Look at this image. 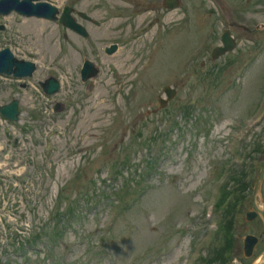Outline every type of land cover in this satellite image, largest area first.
Wrapping results in <instances>:
<instances>
[{"label":"rangeland","instance_id":"1","mask_svg":"<svg viewBox=\"0 0 264 264\" xmlns=\"http://www.w3.org/2000/svg\"><path fill=\"white\" fill-rule=\"evenodd\" d=\"M59 1L52 0L60 5L61 0ZM102 1L93 0L96 9L94 13L98 15L108 10ZM186 2L189 6L203 4V0ZM198 11L191 16L198 13L197 17H200L202 9L199 8ZM172 13L174 21L170 24L171 27L166 28L160 35L162 37L158 41L155 40V44L153 36L150 41L147 38L133 41L135 25L130 31L127 27L117 28L113 30L114 33L105 31L104 26L97 30L91 28L93 36L89 42L68 33L66 39L69 42L62 43L59 36L60 28L53 22L45 21L40 31L27 32L32 30V27L22 23L23 18L13 15L4 16V19L0 17V27L3 28L0 29V48L8 46L20 58L25 57L22 52H37L46 68L51 64L61 63L59 57L61 52L66 54L72 52L76 56L75 62H66L64 56L62 60L64 59V69L74 72L79 58L78 54L70 49L71 46L81 48L83 52L92 50V54H95V47L100 50L102 45L114 41H118L122 48L118 56L106 58L108 67H99V74L86 84L78 81L77 76L71 75L72 84L69 85V81L65 82L66 86L50 98H44L35 85L50 76L56 77V69L48 71L38 68L29 81L27 79L18 81L12 76H0V105L17 98L22 111L21 124L17 126L22 128H18L19 131L11 130L7 135L2 134L4 137L8 136L9 141L3 144L6 148L1 153L6 154L8 145L12 151L15 150L11 157L0 156L2 163L0 168L3 171L0 174L4 178L2 181L0 179V209L6 204L5 214L2 215H8L5 221L2 217L0 228L9 224L12 227L11 232L14 230L15 234L20 232L17 224L20 221L31 226L36 224L42 226L50 219L59 188L69 186L67 193L72 196L83 181L94 182L90 183L92 202L85 199L79 201L72 223L54 245L55 264H185L189 258L188 242L191 235L188 236L186 228L190 227L192 217L196 218L197 223L202 219L200 201L202 188L198 180L204 173L205 160L211 153L217 154L221 151V148L218 149V146L220 147L218 140L227 132L225 125H229L233 118L239 115L244 116L252 102L257 100L260 88L264 84V53L262 46V54L256 62V73L253 77H244L245 83L242 85L226 87L225 81L228 78L226 76L224 81L223 78L220 80V85L224 82L222 89L212 92L209 90V94L202 95L199 85L204 81L199 79L203 77L197 76L196 73L190 76V93L193 96L190 99V106H195L201 96L205 97L198 105L200 124L196 128L194 125L190 127V120H182L181 116L184 118L182 110L176 109V106L189 88L184 85L183 78L191 70L189 65L182 68L181 63L185 60L180 56L185 51L187 53L189 50L192 51V47L187 42L189 36L185 35L184 14L181 11ZM262 19L264 18H260ZM49 32H52L54 44L51 52L41 49ZM259 37L264 41V32L260 33ZM195 65L199 66V63L196 61ZM117 68L121 72L129 73L120 76ZM170 69L174 70L168 73ZM59 72H61L59 76L62 77V71ZM200 72H203L202 69ZM93 81L94 83L88 87ZM165 83L175 86L177 95L167 107L159 109L156 97L161 94V86ZM72 92L77 93L74 95L79 101L75 108H78V111H74L64 99L66 94L72 98L74 96ZM94 100L97 101L96 110L90 108ZM197 108L193 112L197 111ZM168 113L171 114L170 117ZM137 119L143 125L138 124L134 128H140L139 132L142 135L139 137L136 134L137 136L133 138L130 136V126ZM204 119H206L204 125L208 126L205 127V132L213 136L212 140L208 134L205 138L202 136ZM172 120L182 124V132L179 129H172L169 132L164 130L168 127L164 126ZM219 127H223L222 130L214 134L215 128ZM158 128H162L165 137L159 138L154 150L165 151V156L157 167L155 164L145 176L147 182L140 191L141 195L127 209L109 206L108 200H104L105 193L108 194L109 201H112L114 194L120 193L116 190L124 181L123 177L131 175L132 170L123 171L116 180L105 181L108 172L106 164L111 163L114 155L116 158V154L125 146L130 148L128 167H137L138 161L142 165L147 157V151L140 148L138 151L136 147L143 144L139 143V140ZM46 133L48 139H45ZM195 135L198 138L190 147ZM45 140L50 144L46 148ZM121 140H124L122 146ZM135 141H138L137 144ZM209 141H212V148H215L212 151L208 147ZM17 152H20V155H16ZM35 152L39 153L37 159L34 157L37 160L35 170L41 171L40 175L35 173L36 178L30 163V158L35 156ZM30 153L33 155L29 158ZM42 153L45 154L43 156L45 161L41 164L39 157ZM21 155H23L21 159L28 157L25 165L30 167L28 169L31 170L32 177L29 176V180L31 185L34 184L36 193L33 194L30 188L28 194L18 199L16 193L23 190V184L28 186L26 183L19 184L11 191L6 188L7 183L13 180L9 169ZM3 165L6 167L3 168ZM1 230L0 264H19L18 256L22 253L16 251L22 249L16 250L14 237L10 239L9 232H4L3 228ZM3 241L5 244L1 248ZM177 241L181 243L174 246ZM39 242L37 248L30 249L26 264H47L42 251L47 238ZM39 248L41 251L35 253ZM95 250L100 251L96 254ZM28 253L29 251L26 257Z\"/></svg>","mask_w":264,"mask_h":264},{"label":"bare ground","instance_id":"2","mask_svg":"<svg viewBox=\"0 0 264 264\" xmlns=\"http://www.w3.org/2000/svg\"><path fill=\"white\" fill-rule=\"evenodd\" d=\"M167 16L170 17L171 14H168ZM24 24L25 25H30L32 27V30H27V32L40 31L41 27H43V25H45V21L41 20V19H33L32 18V19L24 20ZM52 30H53V28H52ZM52 40H53L52 32H49L48 35H46L45 40H44L45 45L43 47H41V49L43 51L46 50L47 52L48 51L51 52L53 50V48H54V44L52 43ZM64 43H66V42L64 41ZM72 54H73L72 52H68L66 54V56H64L65 60L66 61L74 60V56ZM122 72L125 73V71H122ZM90 108L92 109V105L90 106Z\"/></svg>","mask_w":264,"mask_h":264}]
</instances>
